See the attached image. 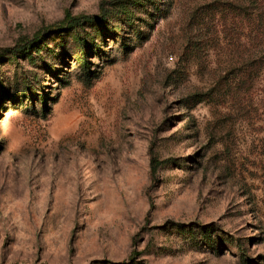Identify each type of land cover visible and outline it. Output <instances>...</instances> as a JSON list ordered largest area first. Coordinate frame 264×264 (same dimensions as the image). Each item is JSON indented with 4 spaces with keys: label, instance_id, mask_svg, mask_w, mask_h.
Masks as SVG:
<instances>
[{
    "label": "rangeland",
    "instance_id": "374dc122",
    "mask_svg": "<svg viewBox=\"0 0 264 264\" xmlns=\"http://www.w3.org/2000/svg\"><path fill=\"white\" fill-rule=\"evenodd\" d=\"M251 5L0 0V264H264Z\"/></svg>",
    "mask_w": 264,
    "mask_h": 264
},
{
    "label": "trees",
    "instance_id": "16d2710c",
    "mask_svg": "<svg viewBox=\"0 0 264 264\" xmlns=\"http://www.w3.org/2000/svg\"><path fill=\"white\" fill-rule=\"evenodd\" d=\"M251 3V11H247L251 25L250 46L242 56H239L234 66L216 79L212 89L205 93L191 94L184 99L188 108L210 98L233 100L241 110L244 98L247 99L249 106L264 103V0H251ZM160 165V161L154 156L151 157L150 174L153 184Z\"/></svg>",
    "mask_w": 264,
    "mask_h": 264
}]
</instances>
